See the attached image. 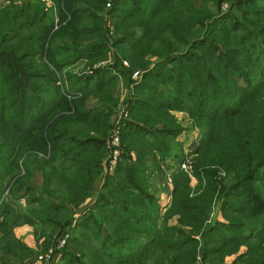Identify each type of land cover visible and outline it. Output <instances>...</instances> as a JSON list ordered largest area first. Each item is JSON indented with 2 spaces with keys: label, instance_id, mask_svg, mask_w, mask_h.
<instances>
[{
  "label": "trees",
  "instance_id": "obj_1",
  "mask_svg": "<svg viewBox=\"0 0 264 264\" xmlns=\"http://www.w3.org/2000/svg\"><path fill=\"white\" fill-rule=\"evenodd\" d=\"M54 3L57 22L40 0L0 9V249L33 252L12 232L26 216L45 249L68 234L52 264H264V0ZM82 58L141 74L129 79L113 172V68L57 85L56 71ZM92 100L100 107L88 109ZM186 122L200 138L192 174H172L161 213L147 153Z\"/></svg>",
  "mask_w": 264,
  "mask_h": 264
},
{
  "label": "rangeland",
  "instance_id": "obj_2",
  "mask_svg": "<svg viewBox=\"0 0 264 264\" xmlns=\"http://www.w3.org/2000/svg\"><path fill=\"white\" fill-rule=\"evenodd\" d=\"M22 1H27V2L32 1L33 2V1H37V0H0V9H2L3 7H5L11 3H14L15 5H19L20 2H22ZM40 1L45 4L46 10H48L50 12V14L56 16L55 20H58V17L54 11V9L56 8L54 0H40ZM111 23H112L111 18H108L107 19V26L110 29H111L110 26H112ZM109 24H111V25L109 26ZM60 41H61V39L56 38L55 39V46H56V43H60ZM71 48H73V47H71ZM70 52L71 51L67 52V54H70ZM67 56H69V55H67ZM112 60H113L112 58L108 59L107 61L104 62V64L102 63L101 66L94 67V66H96L94 64H97L99 62L90 64L89 60H85L82 58L72 65L70 64V65L65 66L61 71H59V72L56 71L57 81H58V79L60 80L61 89L64 88L63 90H65V89L69 88L71 86V84L77 83V80L71 81V79H70L71 75L80 76L82 73L89 75V74H92V72L98 68H101V67H104L107 65L111 66L113 69H111L112 71L110 72V74L116 75V79H114V81H113V86H114V94L118 100V103H117L118 105L116 106L115 111H113L114 113H112V116H111V118H113L115 116V113L117 111H119L120 108H122V105L125 103H128V100L130 98V87L129 86H130V80L132 79L131 76L133 75V72L131 73L130 78H129L128 77L129 75L126 74L125 68L123 66H120L118 64H115L112 66V64H113ZM123 65L127 66L128 64L125 65L123 63ZM133 81H135V80H133ZM89 106H90V109L95 110L98 107H100V104L97 105V104H95V102L92 103V101H90L88 103L87 107L89 108ZM129 118H130V116L127 114V118L125 120H129ZM186 126H188V128H189L188 133L182 131L181 133H179V136L176 138V141L170 142L169 144H166V145L165 144L162 145V143L156 142L155 146L157 149H152L151 152L147 153V154H149V157L151 155H154V156H158L160 158L164 157V158L168 159V158H171L173 156H178L179 154H182L184 157L191 160L192 157L190 154H193L192 152L196 148L200 138H199V135H196L197 132L193 133L194 131H193L190 124H187ZM156 127L158 129L161 128L160 125H157ZM183 128H184V126H183ZM155 130H156L155 127L154 128L151 127L147 131L144 130L143 131V135H145L144 140H147V139L153 140V136L151 134H147V133L148 132L155 133ZM173 132H177V131L175 129H173ZM183 133H184V135H183ZM163 135L164 134L159 133V136L163 137ZM193 136L195 137V141H194V139H192ZM180 137H181V139H180ZM167 139L170 140V137H167ZM179 143H181V149L180 150H179V147H180ZM152 148H153V145H152ZM171 184H172V182H171ZM172 188H173V185H172ZM16 199L17 200L14 203H15V205H17L15 207H18V206H20L19 204H21L19 201L21 200V202H22L23 199L22 198H20V199L16 198ZM25 202H26V200H25ZM157 202H158V199H157ZM24 204H26V203H24ZM219 215H220L219 205H216L211 210L210 219L212 220V219L218 218ZM53 246H56V244H50L47 247V249L40 250L35 255L44 254ZM34 257H33V259H34ZM33 259H31L29 264H31Z\"/></svg>",
  "mask_w": 264,
  "mask_h": 264
},
{
  "label": "crops",
  "instance_id": "obj_3",
  "mask_svg": "<svg viewBox=\"0 0 264 264\" xmlns=\"http://www.w3.org/2000/svg\"><path fill=\"white\" fill-rule=\"evenodd\" d=\"M93 102L95 101L92 100V103ZM88 109H90V106ZM178 116L183 117V115H178ZM187 124L189 123L186 122L184 125ZM192 139H194L195 141L194 136L192 137ZM184 158L185 157L183 155L173 156L168 159L166 158L163 159L154 155H151L150 157L149 155L147 156V161H146L147 183L151 193L154 194V196L158 199V204L160 206L161 213L165 211L166 207L169 205L171 200L170 196L172 191V184L167 181V176L169 173L176 172V167L178 163L182 161ZM33 181L38 187L41 188V177L39 173L35 174ZM99 182L100 180L98 179L94 183L91 194L85 199L84 204L81 206L78 212L93 205L100 188ZM22 199L23 200L20 203L24 207L25 206L24 203H26L25 198ZM23 218L24 219L22 221V224L15 226L12 232L18 240H20L25 246H27L33 252L30 255L19 256L18 254L15 255L5 254L4 249H0V264H29L31 259H33V257L38 251L45 249V246L43 244L44 237L36 238L35 236L34 226L36 224V221L35 222L34 220L32 221V218L28 219V217L26 216H24ZM58 259L59 256L57 255L55 256L54 261H57Z\"/></svg>",
  "mask_w": 264,
  "mask_h": 264
},
{
  "label": "built area",
  "instance_id": "obj_4",
  "mask_svg": "<svg viewBox=\"0 0 264 264\" xmlns=\"http://www.w3.org/2000/svg\"><path fill=\"white\" fill-rule=\"evenodd\" d=\"M109 6V4H108ZM57 22V20H56ZM111 24H109L110 26ZM111 27V26H110ZM57 28V26H55ZM105 61H101L97 64H94L96 66L94 67H99L104 64ZM125 65H127L126 61H123ZM92 72V71H91ZM133 80L138 81L141 77V74L139 71L133 72V75L131 76ZM57 85L61 87V82L58 79ZM131 87V85H130ZM131 93V90H130ZM129 102V101H128ZM129 110V103H125L122 105V108H120L119 111L115 113V116L113 117L112 120V128L110 130L108 139H107V144L109 148V157H108V162H107V171L108 172H113L116 168V165L118 164L119 158H120V153H121V134H122V128L124 126L125 119L127 118ZM192 161L190 159H187L186 157L180 161L176 167V172L177 171H183L189 175L192 174ZM172 174L169 173L167 176V181L169 183L172 182ZM68 238V234H65L63 237L59 238L56 246L51 247L46 253L44 254H37L35 255L33 261L31 264H52L54 261L55 256H60L58 253V250L62 249L66 243V240Z\"/></svg>",
  "mask_w": 264,
  "mask_h": 264
}]
</instances>
